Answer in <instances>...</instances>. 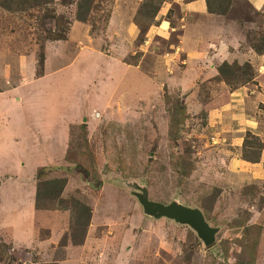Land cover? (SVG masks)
<instances>
[{"label": "rangeland", "instance_id": "obj_1", "mask_svg": "<svg viewBox=\"0 0 264 264\" xmlns=\"http://www.w3.org/2000/svg\"><path fill=\"white\" fill-rule=\"evenodd\" d=\"M78 1L0 0V100L6 93L23 103L2 115L26 118L0 140V186L20 182L36 212L33 240L52 243L46 254L25 250L30 233L19 248L6 242L8 224L28 209L0 200V264H24L29 253L33 263L264 264V8L209 0L215 13L231 11L238 51L255 57L227 59L220 41L211 63L225 73L206 75L197 67L202 55L188 62L176 54L184 0H167L170 13L165 0H91L85 21L76 18ZM45 101V117L76 119L61 149L44 140L32 119L40 114L28 109ZM29 159L49 165L22 182L14 170ZM62 178V202L42 196L36 208L37 186L43 193L45 182ZM138 196L199 210L215 241L205 246L189 226L147 214ZM84 234L74 245L71 235Z\"/></svg>", "mask_w": 264, "mask_h": 264}, {"label": "crops", "instance_id": "obj_2", "mask_svg": "<svg viewBox=\"0 0 264 264\" xmlns=\"http://www.w3.org/2000/svg\"><path fill=\"white\" fill-rule=\"evenodd\" d=\"M165 2H167V0H165L164 3ZM175 2L176 1H172V3H175ZM248 2H249V5L253 7V9L256 11H260V9L264 8V0H248ZM165 4H167L168 6L166 8L167 13H170V11L173 9L171 8V6H169L168 2ZM176 4L181 6L180 2H176ZM184 5L186 6L185 14H184L185 17H183V15L180 17L179 22L181 24L177 26L181 29V33L179 31V37H177L178 52H176L177 55L183 52H186V55L183 57L182 60H187L188 62L189 61L194 62L196 61V58L198 55H202V58L198 57V59L201 62L204 61V63L201 66H197V63H195L199 71L206 75H216L218 73L216 65L211 63V58L215 59V54L211 51V47L220 41L222 42L223 46L228 50V55L230 56V58H227V59H233L234 61L236 57L237 58L239 57L242 61H247L248 59H250L249 57L251 58L255 57V55L251 56L246 53H242L238 51L239 47L241 46L240 37L242 34H240L239 32L233 31L234 21L231 20L230 10H228L224 14L211 13L208 10L206 0H189V2L188 0H184ZM192 16H195L194 18L196 20L191 19ZM177 27L175 28L172 27L171 32H174ZM129 35H130V43H131L130 46L133 49V46H134L133 41L135 38L134 36L135 33L131 32V34L129 33ZM131 47H128L125 51L122 52V57L128 56L132 52ZM232 50H235L236 52H238V55L237 54L235 55V53H233ZM217 57H220V56H217ZM221 59L226 60V58H218V60H221ZM254 60L256 62L257 61L259 62L258 59H254ZM258 65L259 64H255V66H258ZM262 66L264 65L260 64V67ZM259 85H261V87L263 88L264 82H262L261 80ZM15 92L16 91L13 90L11 92L12 95L15 94ZM4 94L6 95V93ZM5 95L4 97H6V100L5 101L0 100V130L2 128L3 130H9V131L8 132H3V130H1L2 132L0 131V140L2 139L3 141L5 140L3 139L4 135H7L9 137V135H12L15 133L13 132L14 131L13 128L12 130L10 129V126H15V125L20 126L24 123L23 119H26L25 117L21 115L16 116L15 114H13L11 118H6L7 121H5V118H4L5 114L2 115V112H7L10 109L11 110L20 109L21 106L23 105L21 101L8 100L7 96ZM52 96H53L52 94L51 96H49L48 98L49 101L50 99H52ZM28 105H29L28 109L30 111H32L34 114H40V117H33L32 119H36L39 121V123L37 122L36 123H37L38 130L40 131L41 136L44 137V140H50L54 144V141H53L54 139L56 141V149H61L64 146V143L62 142H65L66 135H68V128L70 125L76 124V119L75 120L69 119L68 121L63 120V122L62 121L56 122V120L53 117H49V118L45 117L44 110L46 114H49L50 110L52 109V106H49V104H47L46 101L45 103L39 104L38 106H37V103L28 104ZM33 105H35L36 108L34 109L36 110L31 109ZM3 120L5 123H3ZM31 125L32 123H30L29 126L26 128L31 132V134H34L35 132H34V129L31 127ZM10 139L12 138L10 137ZM3 141L0 147H2V145L4 146ZM42 150L46 152L47 148L45 149L42 148ZM6 155L7 153L4 152L2 149V151H0V157L3 159L4 156ZM35 155H41V154H37L35 152L34 154H31L30 158H32ZM0 163L2 166L0 168V178H4L3 174L5 173V170L2 169L4 168V164L2 161H0ZM47 163L48 162H43V163H40V165L41 167H45L49 165ZM40 165L37 163H32L31 159H29L28 163H25L24 165L23 164L20 165L21 168L16 166L15 168L18 167L17 170L15 168H13V170L15 169L14 171L16 172V175L20 177L21 180L22 178L28 180V177H30V175H32ZM25 174L29 176H27L26 178ZM22 182H24V180H22ZM14 183L15 185H20V188L18 190L14 187L13 185ZM4 186H6V188ZM21 187L23 186L17 180H11L9 182H4L0 186L1 188L0 189V200L2 202H6V203L16 202L20 206H22V208H24V206L27 205L26 207L28 209L27 213H25V216L20 217L19 223L17 222V219H14L12 223L10 221L11 224H8L10 225V228L13 231H11L9 236L6 238V242L11 243L14 247L19 248L23 246L19 244L20 239H22L24 236L30 233V236L26 237V240L23 246L25 250L37 252L36 251L37 248H44V252L47 254L50 251H52L51 249L52 243H50L48 240H43V241L33 240L34 232L31 230V226H32L31 222L33 218L35 217L36 212L32 208L33 200L31 199L28 201L27 198L24 199V197H27L25 196V193H29V192L27 190L22 191ZM3 188L8 189L6 190V192H7V198L9 199L5 198ZM8 194H12L13 198L10 197ZM1 197H3V199L5 200H2ZM6 213L7 212L3 209L2 205L0 204V220H5ZM39 254H41V252L34 254V255H39ZM28 256H29V259L22 260L21 262H23L24 264H34L32 259H30V256H31L30 253ZM48 262H52V261H47V263ZM65 263L66 262L59 263V264H65Z\"/></svg>", "mask_w": 264, "mask_h": 264}, {"label": "water", "instance_id": "obj_3", "mask_svg": "<svg viewBox=\"0 0 264 264\" xmlns=\"http://www.w3.org/2000/svg\"><path fill=\"white\" fill-rule=\"evenodd\" d=\"M139 201L147 214L156 218H166L175 223L189 226L196 232L205 246L211 245L215 241L217 230L211 228L206 222L202 213L197 209L171 204L165 206L159 203H150L145 198L138 196Z\"/></svg>", "mask_w": 264, "mask_h": 264}, {"label": "trees", "instance_id": "obj_4", "mask_svg": "<svg viewBox=\"0 0 264 264\" xmlns=\"http://www.w3.org/2000/svg\"><path fill=\"white\" fill-rule=\"evenodd\" d=\"M206 3H207V7H208V10L212 13H215L214 11H212V8H211V5H210V2L209 0H206ZM91 0H79L77 2V8H76V18L77 20L79 21H85L91 11ZM217 14H222V13H217ZM227 65H225L226 67ZM224 67V66H223ZM223 67L221 69H219V74L221 75H224L225 71L223 69ZM263 148V146H258V149L261 150ZM261 153V152H260ZM249 161V160H248ZM67 183V180L66 178H62V179H54V180H51V181H47L45 182V186H46V189L45 191L42 193L41 189L37 186V190H36V196H35V207L38 208L39 206V200L41 199V197H46V199H48L49 201H54L55 199H59V196L60 194L62 193L63 191V188L65 186V184ZM51 184H59V192L58 193H55L53 191L50 190V187ZM59 202H62L61 199H59ZM40 208V207H39ZM53 207L52 206H49L45 209H52ZM85 208V207H84ZM88 213L90 214V212L88 211ZM90 219V216H88V220ZM71 238H72V242L74 245H81L83 244L84 242V239H85V234L83 235L82 239L80 241H76L74 238V235H71ZM34 264H55L54 261L52 262H45V263H34Z\"/></svg>", "mask_w": 264, "mask_h": 264}, {"label": "clouds", "instance_id": "obj_5", "mask_svg": "<svg viewBox=\"0 0 264 264\" xmlns=\"http://www.w3.org/2000/svg\"><path fill=\"white\" fill-rule=\"evenodd\" d=\"M210 12V11H209ZM212 13V12H211ZM222 14H224V13H222ZM218 71V70H217Z\"/></svg>", "mask_w": 264, "mask_h": 264}]
</instances>
